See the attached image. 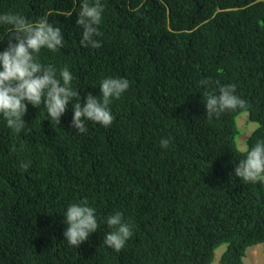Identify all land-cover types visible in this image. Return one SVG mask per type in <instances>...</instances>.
<instances>
[{
  "label": "trees",
  "instance_id": "trees-1",
  "mask_svg": "<svg viewBox=\"0 0 264 264\" xmlns=\"http://www.w3.org/2000/svg\"><path fill=\"white\" fill-rule=\"evenodd\" d=\"M81 2L0 0V14L61 29L65 46L37 59L57 75L67 66L82 104L104 78L130 82L107 128L78 133L72 103L60 125L28 104L21 133L0 117V264H213L223 245L221 264H245L264 246V184L235 175L238 117L258 123L247 148L264 140V0H101L99 49L80 44ZM10 31L0 26V51ZM205 79L216 94L217 82L236 85L247 107L209 120ZM84 200L101 227L76 248L64 214ZM116 212L133 231L119 252L103 243Z\"/></svg>",
  "mask_w": 264,
  "mask_h": 264
},
{
  "label": "clouds",
  "instance_id": "clouds-1",
  "mask_svg": "<svg viewBox=\"0 0 264 264\" xmlns=\"http://www.w3.org/2000/svg\"><path fill=\"white\" fill-rule=\"evenodd\" d=\"M104 10L101 0H82L80 3L76 24L83 28L82 47L101 48L102 42L97 37L101 36L98 26ZM2 25H11L7 47L0 51V117L6 121L8 128L16 133L25 131L27 124L23 117L28 111V104L33 107L43 104L52 125H60L61 117L72 103L71 126L81 134L87 132L88 121L106 128L112 125L115 117L110 105L129 89L128 79L104 78L99 84L101 95L96 97L88 93L82 104L78 88L73 87V74L68 67L61 68L57 75L54 65H45L37 59L41 49L56 52L65 46L59 27L47 19L31 22L13 13L0 14ZM212 83L210 79L200 81V85L205 87L203 96L209 120L219 118L225 112L247 107V102L236 94V85H219L217 82L216 94L208 91ZM170 143L169 139L160 141L162 148H167ZM242 154L244 158L235 167V175L245 184H264V140L245 148ZM30 164L31 161H22L20 167L27 171ZM64 215L68 225L65 240L76 248L101 227L96 210L88 205L87 200L70 204ZM105 223L111 231L105 233L103 243L117 252L121 251L133 235L131 225L120 212L109 215Z\"/></svg>",
  "mask_w": 264,
  "mask_h": 264
},
{
  "label": "rangeland",
  "instance_id": "rangeland-1",
  "mask_svg": "<svg viewBox=\"0 0 264 264\" xmlns=\"http://www.w3.org/2000/svg\"><path fill=\"white\" fill-rule=\"evenodd\" d=\"M238 124L241 129L244 131L242 132L241 136H238V146L241 149L247 148V136L251 133L253 129H255L258 125L256 122H248L246 113H243L238 117ZM227 245L221 246L217 250V259L213 264H221L219 262L220 255L224 252ZM245 264H264V246L263 244H257L252 247H249L247 250V255L244 259Z\"/></svg>",
  "mask_w": 264,
  "mask_h": 264
}]
</instances>
